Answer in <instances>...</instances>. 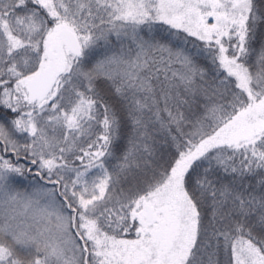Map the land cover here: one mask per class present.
Returning a JSON list of instances; mask_svg holds the SVG:
<instances>
[{"label":"snow or ice","instance_id":"1","mask_svg":"<svg viewBox=\"0 0 264 264\" xmlns=\"http://www.w3.org/2000/svg\"><path fill=\"white\" fill-rule=\"evenodd\" d=\"M0 264H264V0H0Z\"/></svg>","mask_w":264,"mask_h":264}]
</instances>
